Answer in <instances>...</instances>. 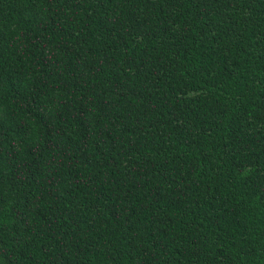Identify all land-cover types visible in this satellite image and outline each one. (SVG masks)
Instances as JSON below:
<instances>
[{
  "label": "trees",
  "instance_id": "1",
  "mask_svg": "<svg viewBox=\"0 0 264 264\" xmlns=\"http://www.w3.org/2000/svg\"><path fill=\"white\" fill-rule=\"evenodd\" d=\"M0 264H264V0H0Z\"/></svg>",
  "mask_w": 264,
  "mask_h": 264
}]
</instances>
